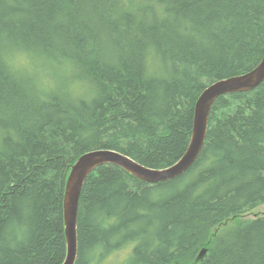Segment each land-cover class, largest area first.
<instances>
[{
    "label": "trees",
    "instance_id": "obj_1",
    "mask_svg": "<svg viewBox=\"0 0 264 264\" xmlns=\"http://www.w3.org/2000/svg\"><path fill=\"white\" fill-rule=\"evenodd\" d=\"M19 56L56 80L17 70ZM263 57L264 0H0V264H63L77 159L106 149L171 167L204 90ZM262 205L264 83L215 102L182 177L149 185L96 169L80 198L76 264L128 245L127 264H264V215L243 220Z\"/></svg>",
    "mask_w": 264,
    "mask_h": 264
},
{
    "label": "water",
    "instance_id": "obj_2",
    "mask_svg": "<svg viewBox=\"0 0 264 264\" xmlns=\"http://www.w3.org/2000/svg\"><path fill=\"white\" fill-rule=\"evenodd\" d=\"M264 83V58L259 66L243 75L214 82L199 98L194 117L192 138L185 155L176 164L164 169H152L143 166L122 153L96 149L82 155L71 167L64 192L63 218L67 254L63 264H76L79 251L78 219L80 198L88 177L99 167L118 166L139 181L157 185L174 181L188 171L197 162L207 138L209 119L215 102L223 96L254 91ZM206 251H202L196 261L202 260Z\"/></svg>",
    "mask_w": 264,
    "mask_h": 264
},
{
    "label": "rangeland",
    "instance_id": "obj_3",
    "mask_svg": "<svg viewBox=\"0 0 264 264\" xmlns=\"http://www.w3.org/2000/svg\"><path fill=\"white\" fill-rule=\"evenodd\" d=\"M17 70L23 71L28 73L29 71L32 73L34 78L38 80V82H43L48 85H52V83L56 80L57 76L51 73L50 70H48L46 67L36 68V64L32 63V61H29L24 56H19L17 60L15 61V65ZM264 215V205L258 207L251 213H248L246 216L243 217V220H250L254 219L257 216H263ZM232 221L230 222V225H232ZM132 245H128L125 248H121L119 250L113 251L109 250L106 255V257L99 263V264H127L130 260L132 253ZM96 262V261H94ZM95 264V263H94ZM98 264V263H97Z\"/></svg>",
    "mask_w": 264,
    "mask_h": 264
},
{
    "label": "bare ground",
    "instance_id": "obj_4",
    "mask_svg": "<svg viewBox=\"0 0 264 264\" xmlns=\"http://www.w3.org/2000/svg\"><path fill=\"white\" fill-rule=\"evenodd\" d=\"M263 58H264V57H263ZM259 64H260V63H259ZM259 64H258L254 69H252L251 71L255 70V69L259 66ZM251 71H249V72H251ZM242 75H243V74H242ZM238 76H240V75H238ZM234 77H236V76H234ZM230 78H232V77H230ZM212 84H213V83H212ZM212 84H211V85H212ZM211 85H209L207 88H209ZM207 88H206V89H207ZM206 89H205V90H206ZM205 90H204V91H205ZM202 94H203V93H202ZM202 94H201V95H202ZM200 97H201V96H200ZM200 97H199V98H200ZM199 98H198V100H199ZM198 100H197V102H198ZM196 105H197V104H196ZM195 109H196V108H195ZM191 138H192V135H191ZM190 142H191V141H190ZM75 159H76V158H75ZM70 163H71V162H70ZM119 168H120V167H119ZM68 169H69V168H68ZM128 174H129V173H128ZM66 175H67V174H66Z\"/></svg>",
    "mask_w": 264,
    "mask_h": 264
}]
</instances>
